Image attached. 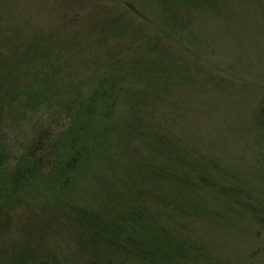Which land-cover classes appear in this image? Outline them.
<instances>
[{
    "label": "rangeland",
    "instance_id": "374dc122",
    "mask_svg": "<svg viewBox=\"0 0 264 264\" xmlns=\"http://www.w3.org/2000/svg\"><path fill=\"white\" fill-rule=\"evenodd\" d=\"M197 3L180 21L184 30L158 0H0V130L22 148L43 112L55 115L70 99L86 100L111 78L118 89L136 90L140 77L129 73L135 58L149 60L160 46L170 50L172 78L187 80L174 82L157 121L186 169L169 163L162 174L165 188L144 172L138 183L145 201L140 207L135 201L131 210L149 224L125 230L152 253V264H264V0ZM32 43L39 45L31 48ZM26 47L28 54L21 55ZM44 72L50 78L43 75L42 85L58 94L47 92L50 106L21 108L34 115L20 123L14 106H22L40 82L35 75ZM114 98L104 104L112 105ZM118 101L120 114L126 106L122 96ZM105 144V153L100 150L96 162L75 175L72 193L60 199L58 192L38 190L33 201L94 206L93 170L103 167L108 150L114 157L118 135ZM120 165L121 171L125 163ZM11 217L18 220L14 212ZM117 217L114 211L106 214L108 220ZM12 245L18 250L17 242ZM64 250L57 264L94 259L90 248L73 242ZM136 251L141 258L136 264H148L146 250Z\"/></svg>",
    "mask_w": 264,
    "mask_h": 264
},
{
    "label": "trees",
    "instance_id": "16d2710c",
    "mask_svg": "<svg viewBox=\"0 0 264 264\" xmlns=\"http://www.w3.org/2000/svg\"><path fill=\"white\" fill-rule=\"evenodd\" d=\"M158 1L160 8L170 14L169 20L184 30H187L186 26L180 24V21H183L185 14H192V5L199 6V0ZM200 1L203 4L216 1V6L219 5L218 0H206L205 3L204 0ZM168 9L177 12L172 13ZM32 44L31 48L39 45ZM160 47L152 50L149 60L135 58L129 73L140 77L142 85L136 90L118 89V81L113 78L110 84L107 81L100 82L86 100L70 99L64 104L63 110L55 115L43 112L39 120L34 122L33 138L23 143L22 148H16L15 143L7 141L8 132L0 130V264L62 263L60 255L65 253L64 249L70 247L72 242L79 247L90 248L94 259L88 264H110L112 261L114 264H125L122 261L136 264L141 258L134 250L141 248L146 250L148 264L156 262L152 253L125 228L134 226L135 229L149 224L147 219H141L131 210L135 207V201L138 207L142 200L145 201L144 189L139 188L138 183L144 172L147 175L152 172L155 183L160 179L162 184V176L167 175L166 166L169 163L178 165L179 162L186 169L184 161H179L170 149V137L167 138L164 130L160 129L157 114L160 104L168 101L174 82L182 85L187 77L183 75V83L178 79L179 76L172 78L176 66L173 63L167 64L171 52L168 49L161 50ZM31 48L26 47L20 54H28L27 50ZM43 75L46 81L50 78L47 72L40 73V77L35 75V79L39 78L40 82L37 81L35 89H30L31 97L19 102L22 104L20 108L14 106L13 111L20 113L18 122L30 121L34 115L21 111V108L29 107L33 111L34 107L42 104L50 106L49 99L44 101L47 92L49 95L54 92L58 94L51 86L45 89L42 85ZM52 80L56 84L54 76ZM9 87L5 90L6 94L9 93ZM121 96L126 109L119 114L115 105ZM111 98H114L112 105L104 104ZM260 113L264 116V106ZM6 115V118L11 116L9 112ZM117 135V151L115 153L110 150L114 157L110 156L108 150L103 167L101 165L93 170L95 184L91 195L94 206L61 204L62 200L60 206L52 207L33 201L32 195L38 190L55 194L58 192L60 199L66 193H72L75 175L88 168V163L96 162L97 153L100 150L105 153V143ZM121 163H125V168L120 171ZM162 186L165 188V185ZM111 211L117 213L122 223L114 221L118 219L106 218V214ZM12 212L18 216L15 222L11 217ZM119 225H124V229ZM14 231L21 235L18 237L19 234ZM14 242L18 243V250L11 249ZM65 261L70 262L71 258ZM88 261L89 257L83 263Z\"/></svg>",
    "mask_w": 264,
    "mask_h": 264
}]
</instances>
